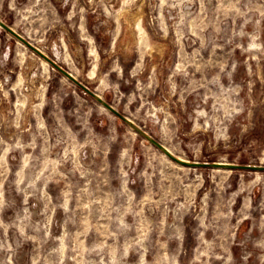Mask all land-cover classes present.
<instances>
[{
    "label": "rangeland",
    "instance_id": "1",
    "mask_svg": "<svg viewBox=\"0 0 264 264\" xmlns=\"http://www.w3.org/2000/svg\"><path fill=\"white\" fill-rule=\"evenodd\" d=\"M0 19L176 156L264 165V0ZM0 264H264V171L174 162L0 27Z\"/></svg>",
    "mask_w": 264,
    "mask_h": 264
},
{
    "label": "water",
    "instance_id": "2",
    "mask_svg": "<svg viewBox=\"0 0 264 264\" xmlns=\"http://www.w3.org/2000/svg\"><path fill=\"white\" fill-rule=\"evenodd\" d=\"M0 27L12 34L18 40H20L23 44L29 47L33 52L41 56L48 63H50L54 68H56L59 72H61L66 78L76 84L79 88H81L86 94L91 96L95 101H97L102 107L113 113L116 117H118L123 123L128 125L135 133L139 136L147 140L150 144L159 149L165 156L174 162L189 166V167H210V168H224V169H241V170H254V171H264V165L258 164H237V163H229V162H199V161H189L186 159H181L174 155L171 151H169L165 145H163L160 141L155 139L149 133H147L143 128L137 125L134 121L129 119L127 116L123 115L121 112L116 110L110 103L105 101L99 94H97L94 90L87 87L85 84L77 80L70 72L57 64L54 60L49 58L47 55L43 54L39 49L33 46L29 41L24 39L21 35L16 33L10 26L4 23L0 19Z\"/></svg>",
    "mask_w": 264,
    "mask_h": 264
},
{
    "label": "bare ground",
    "instance_id": "3",
    "mask_svg": "<svg viewBox=\"0 0 264 264\" xmlns=\"http://www.w3.org/2000/svg\"><path fill=\"white\" fill-rule=\"evenodd\" d=\"M43 64L44 65H46V62L45 61H43ZM166 147V146H165ZM167 148V147H166ZM168 149V148H167ZM169 150V149H168ZM170 151V150H169ZM175 155V154H174ZM178 157V156H177ZM180 158V157H179ZM181 159H183V158H181Z\"/></svg>",
    "mask_w": 264,
    "mask_h": 264
}]
</instances>
